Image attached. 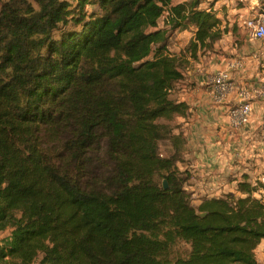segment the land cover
Returning a JSON list of instances; mask_svg holds the SVG:
<instances>
[{"label":"trees","instance_id":"trees-1","mask_svg":"<svg viewBox=\"0 0 264 264\" xmlns=\"http://www.w3.org/2000/svg\"><path fill=\"white\" fill-rule=\"evenodd\" d=\"M207 1L0 0V264H259L264 187L194 205L160 149L184 68L230 32Z\"/></svg>","mask_w":264,"mask_h":264},{"label":"crops","instance_id":"crops-1","mask_svg":"<svg viewBox=\"0 0 264 264\" xmlns=\"http://www.w3.org/2000/svg\"><path fill=\"white\" fill-rule=\"evenodd\" d=\"M232 1L222 0L220 10L213 6L223 26L230 27L229 34L211 51L201 54L198 60H189L183 70V79L176 83L171 93L173 100L188 107L186 114L159 120L162 128L169 132L166 143L174 152H183L184 163L180 167L191 174L187 185L194 186L193 197L221 198L231 187L234 190L230 193L236 196V186L244 179L264 187L262 102H252L253 115L249 124L233 129L228 110L236 103L238 93L224 104L216 103L212 94L211 80L225 68L228 59H246L252 51L264 46V41L247 40L239 25L240 20L247 18L257 7V0H246L239 5ZM181 51L171 50L173 54H180ZM199 68H202V73ZM263 70L260 64L253 63L245 69L236 70L233 78L239 86L254 88L261 81ZM174 138H178V142L175 143ZM263 244L264 240L260 247Z\"/></svg>","mask_w":264,"mask_h":264},{"label":"built area","instance_id":"built-area-1","mask_svg":"<svg viewBox=\"0 0 264 264\" xmlns=\"http://www.w3.org/2000/svg\"><path fill=\"white\" fill-rule=\"evenodd\" d=\"M182 0L178 2H184ZM245 3L246 0H239ZM169 13L166 12L164 18ZM245 38L250 41H264V0H257V7L250 12L247 18L239 22ZM258 63L264 68V46L252 51L246 59L232 57L226 61L225 68L219 71L211 80L212 94L216 103L224 104L237 92L236 103L228 110V118L233 129H240L249 124L252 117V101L259 100L264 106V70L261 81L254 88L239 86L232 76V72L247 68L248 65ZM202 73V68L199 72ZM264 134V116L261 123ZM264 151V136H263ZM260 264H264V251ZM259 263V261H258Z\"/></svg>","mask_w":264,"mask_h":264},{"label":"rangeland","instance_id":"rangeland-1","mask_svg":"<svg viewBox=\"0 0 264 264\" xmlns=\"http://www.w3.org/2000/svg\"><path fill=\"white\" fill-rule=\"evenodd\" d=\"M178 1H182V0H177L176 2ZM219 2V3H218ZM222 2V0H208L205 4H203L202 6L204 7H208V6H214V9H217V10H220L222 7H223V3H220ZM232 3H236V4H244V3H241L239 2V0H233ZM235 30H237V27L235 26ZM192 32H193V25H190V28L186 31H180V32H176V34L173 35V40L171 39L170 42H169V48L171 47L170 50H179V49H182V51L184 50V48L188 45L186 44L187 42H189V38H191L192 36ZM241 70V69H240ZM235 72V71H234ZM232 72V76H233V73ZM253 101H256V100H253ZM252 101V102H253ZM252 115H253V110H252ZM252 118V117H251ZM251 121V120H250ZM160 122H167L165 120H161ZM250 123V122H249ZM161 153L162 154H174V151L173 149L166 143L164 142L162 145H161ZM184 167V165H182ZM157 180V178H156ZM159 183H161L160 180H157ZM188 183H186L184 186V190H185V195H186V198L189 202H191L192 204L194 205H198L202 199L205 198V196L203 197H193L195 191L193 190L194 189V186L192 185H187ZM234 190L233 187L227 189L226 192H224L222 195L223 196H226V195H233L232 192ZM238 195H240V193L236 192ZM185 198V199H186ZM200 200V201H199ZM261 244V243H260ZM263 247V248H262ZM262 247H260L259 245V248H258V261H259V264H260V259H261V253L264 251V244L262 245Z\"/></svg>","mask_w":264,"mask_h":264},{"label":"water","instance_id":"water-1","mask_svg":"<svg viewBox=\"0 0 264 264\" xmlns=\"http://www.w3.org/2000/svg\"><path fill=\"white\" fill-rule=\"evenodd\" d=\"M164 186H165V189L168 188L167 183H164ZM202 216H203V217L206 216V213L202 214Z\"/></svg>","mask_w":264,"mask_h":264}]
</instances>
